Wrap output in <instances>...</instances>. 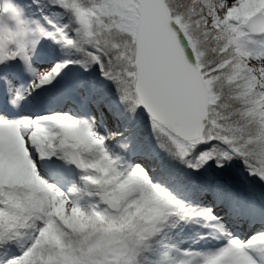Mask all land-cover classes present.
I'll use <instances>...</instances> for the list:
<instances>
[{"label": "snow or ice", "instance_id": "1", "mask_svg": "<svg viewBox=\"0 0 264 264\" xmlns=\"http://www.w3.org/2000/svg\"><path fill=\"white\" fill-rule=\"evenodd\" d=\"M52 3L70 22L50 20L54 30L41 32L80 55L40 70L22 8L0 2L11 21L0 18V64L23 61L35 77L28 92L69 65L98 64L126 111L148 113L161 150L194 170L210 161L223 169L240 157L251 177L264 180V50L257 49L264 0ZM122 135H105L94 118L70 112H0V264H142L170 218L215 219L212 209L197 212L156 183L144 164H127L110 147ZM37 156L49 170L72 168L77 180L65 190ZM225 232L218 248L185 251L173 264H259L254 253H264V231L247 239Z\"/></svg>", "mask_w": 264, "mask_h": 264}, {"label": "trees", "instance_id": "2", "mask_svg": "<svg viewBox=\"0 0 264 264\" xmlns=\"http://www.w3.org/2000/svg\"><path fill=\"white\" fill-rule=\"evenodd\" d=\"M16 1L19 0H14L16 4H19ZM21 1L23 4L19 6L22 10L33 9L32 13L36 16L35 18L32 16L33 20L39 22L41 17L45 21L46 30L48 31L54 30L52 24L49 23L50 20L61 25L70 22V14L59 5L53 4L52 0ZM7 22L11 23L8 18ZM40 34L45 38L46 45L50 44L55 47L56 53H61L65 59L80 55L75 49L69 48L63 43H58L56 40L43 35L41 31ZM68 71L69 73L67 72L66 76L73 87V91L76 90L75 87L78 84L85 88L82 97L83 104H81L83 108H87L90 102H93L97 106H106L114 117H118L117 129L123 135L118 136L113 142L118 145L121 152L126 155L138 156L142 163L150 169L153 180L172 191L175 188L178 189L179 197L183 198L185 204L193 207H199L202 204L198 196L199 191L209 188L207 184L209 179L210 181H219V184L224 182L228 191L222 194L219 188H216L211 190V195L216 202H222L226 205L227 213L232 215L241 213L242 215L255 217L263 211L264 206L261 207L260 204H256L249 197L264 194V180H261L258 176L251 177L242 158L234 157L233 160L225 164L223 169L216 167L215 161H211L213 164L212 169H208L206 164L201 169L194 170L184 160L160 149L149 116L141 107L138 108L135 115L125 110L123 103L119 101L116 84L103 75L98 64H93L87 70H84L80 65L73 64L69 65ZM62 72H65V70ZM57 93L58 87L54 85L49 93V98L55 99ZM66 98V92L60 94L61 101ZM125 143L128 145L127 148L120 147L121 144ZM179 185H181V188L178 187ZM237 189L247 195L245 200H242V197L240 198ZM196 218L198 216L188 220L172 217L167 223L176 221L182 225H189L195 223ZM158 237L160 235L153 240L152 247L144 254L142 264H168L164 243L159 242ZM26 242L27 238L25 237L14 245L16 255L24 250Z\"/></svg>", "mask_w": 264, "mask_h": 264}, {"label": "rangeland", "instance_id": "3", "mask_svg": "<svg viewBox=\"0 0 264 264\" xmlns=\"http://www.w3.org/2000/svg\"><path fill=\"white\" fill-rule=\"evenodd\" d=\"M0 2H2V0H0ZM16 2L19 3L18 5L23 4L21 0ZM32 12L33 9L25 10V13L23 11V16L28 22L27 27L29 39L36 42V46L32 53V66L36 69L43 70L45 68L50 67L54 63L64 60V57L61 54H54L53 50H55V48L52 47L50 44L45 46L44 37H42L40 34V29L45 26V21L40 17L39 22H35L31 16H33L34 18L36 16ZM0 18H3V20L7 22V17L4 16L3 13H0ZM257 49L264 50V40H261L257 44ZM41 60H47V62ZM257 66H259L258 63ZM65 76L66 74L64 75L63 72H61V74L57 76L51 84H46L41 87H36V89L34 90H31L32 93L35 94V97L41 98L39 104L38 101H34L35 104L37 103V106L35 105L34 108H39V110L37 112H31L27 110L29 108H33V106L30 104V101L28 100L31 95V92H28V87L31 84L32 80L35 78L34 74L28 70V67L19 58L16 62L9 61L6 64H0V112H2L3 114H7L11 117H19L24 115L40 116L53 112H70L80 117L89 119L94 118L98 129L105 135L117 133L116 124H118V120L116 116L114 117L106 107H102L99 110V114L92 106L89 107L87 110L81 109V94L84 92V89L83 87H80V85H77V92H73V89L72 87H70L69 81L66 79ZM8 80L12 81L11 91H9V85L7 82ZM54 83L58 85L60 91H66L68 93L66 101L73 99L74 106H72V110H65V108L58 109L55 105L53 106V103L49 102V100L47 99V95L49 94V91L51 90L52 85ZM18 92L20 93L19 98L17 97ZM14 99L16 100L15 104L12 103V100ZM23 109H26V111H24ZM113 150L116 151L115 149ZM130 159L131 161L126 159L127 164H137L136 162L138 160L136 158L131 157ZM36 160L38 164L41 165L42 169L45 168V171L49 170L43 165V162L40 160L39 156L36 157ZM145 167L148 168L147 166ZM67 168L68 167L65 166L62 169H58L56 171L51 170V172L53 173L59 171V174L61 173V176L66 178L67 182H62L59 184L65 190L70 188L72 186V183L77 180L76 173L75 175H68V173L66 174ZM148 170L150 172V169ZM69 176L72 177L69 178ZM218 183L219 181L208 182V184H210L211 186H209L208 189H205V191L203 190L201 193V198H203L201 203L203 204V206H192L197 212L208 208L212 209L215 219H208L207 217L199 216L196 219L198 222H196L195 224L185 226L182 224L173 223L167 226V230L163 232L162 236L164 238H167L165 251L169 264H173V262L177 258H183L185 251H187V246L185 245L186 242L183 239L193 238L194 241L200 242V244H202L204 248L208 251L214 248H218L225 242V229L229 231V216L227 217L226 215L227 213L224 204H213L210 198L211 190H214L217 187ZM180 186L181 185H179L178 187L181 188ZM172 193L175 196H178L177 191H173ZM239 195L241 197L243 196V194L240 192ZM177 198L179 199V197ZM262 216L264 217V213L262 214ZM237 220H242V218L239 216L237 217ZM248 225V223L245 225L247 226V232L245 233L242 239H247L250 235L255 232L264 231V224L262 223L255 227V230H253V227L251 228ZM248 234L249 236H247ZM162 241L164 240L162 239ZM254 255L258 260L259 264H264V253L256 252L254 253Z\"/></svg>", "mask_w": 264, "mask_h": 264}, {"label": "bare ground", "instance_id": "4", "mask_svg": "<svg viewBox=\"0 0 264 264\" xmlns=\"http://www.w3.org/2000/svg\"><path fill=\"white\" fill-rule=\"evenodd\" d=\"M11 62H16V61H18V58L17 59H15V60H10ZM41 61H45V62H47V60H41ZM9 62V61H8ZM7 62V63H8ZM72 106H74V101H73V99H70L69 101H68V104H67V106H66V108H65V110L66 109H69V110H72ZM262 201H260V202H258L257 201V203L256 204H260L261 205V207H263L264 206V204H263V202L261 203ZM264 210V209H263ZM262 224H264V222L262 223ZM247 232V228H245V230H243V233L245 234ZM247 236H249V234L247 235ZM186 243H185V245L187 246V251H190V252H195V253H200V252H206V251H208V250H206L205 248H204V246L202 245V244H200V242H198V241H194V239L192 238V239H183ZM215 249V248H214Z\"/></svg>", "mask_w": 264, "mask_h": 264}, {"label": "water", "instance_id": "5", "mask_svg": "<svg viewBox=\"0 0 264 264\" xmlns=\"http://www.w3.org/2000/svg\"><path fill=\"white\" fill-rule=\"evenodd\" d=\"M143 108V107H142ZM212 166L211 165H208V168H211Z\"/></svg>", "mask_w": 264, "mask_h": 264}]
</instances>
